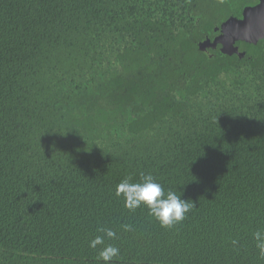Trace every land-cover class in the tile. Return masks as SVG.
Returning <instances> with one entry per match:
<instances>
[{
	"label": "trees",
	"instance_id": "obj_1",
	"mask_svg": "<svg viewBox=\"0 0 264 264\" xmlns=\"http://www.w3.org/2000/svg\"><path fill=\"white\" fill-rule=\"evenodd\" d=\"M258 0H0V264H264V40L202 52ZM194 207L161 227L116 185ZM123 225H129L125 231Z\"/></svg>",
	"mask_w": 264,
	"mask_h": 264
},
{
	"label": "clouds",
	"instance_id": "obj_2",
	"mask_svg": "<svg viewBox=\"0 0 264 264\" xmlns=\"http://www.w3.org/2000/svg\"><path fill=\"white\" fill-rule=\"evenodd\" d=\"M131 177L123 179L116 185L115 195L121 197L124 207L129 211H135L143 206L148 215L152 217L161 227L170 228L180 223L186 214L194 207L189 200L182 199L181 193L169 190L166 194L164 188L158 183L152 174H140L139 182H130ZM125 231L130 230L129 225L122 226ZM97 235L89 242V247L95 249L102 246L98 252L97 259L103 264H112L114 258H119L120 249L112 244H106V240L117 238V233L111 228L100 227ZM255 247L261 258H264V230H257L252 234Z\"/></svg>",
	"mask_w": 264,
	"mask_h": 264
},
{
	"label": "water",
	"instance_id": "obj_3",
	"mask_svg": "<svg viewBox=\"0 0 264 264\" xmlns=\"http://www.w3.org/2000/svg\"><path fill=\"white\" fill-rule=\"evenodd\" d=\"M219 35L213 40L206 38L198 44L200 51L216 49L220 46V52L224 55L245 56V52L239 50L237 42L257 45L264 40V0H259L256 5L246 6L242 10L241 18L229 17L215 28Z\"/></svg>",
	"mask_w": 264,
	"mask_h": 264
},
{
	"label": "flooded vegetation",
	"instance_id": "obj_4",
	"mask_svg": "<svg viewBox=\"0 0 264 264\" xmlns=\"http://www.w3.org/2000/svg\"><path fill=\"white\" fill-rule=\"evenodd\" d=\"M258 2H259V0H258ZM256 4H257V3H256ZM256 4H255V5H256ZM247 6H252V5H247ZM245 7H246V6H245ZM245 7H244V8H245ZM244 8H243V9H244ZM241 14H242V12H241ZM229 17H231V16H229ZM229 17H228V18H229ZM234 17H236V16H234ZM228 18H227V19H228ZM237 18H239V17H237ZM240 18H241V17H240ZM227 19H226V20H227ZM224 21H225V20H224ZM224 21H223V22H224ZM220 25H221V24H220ZM215 32H217V31H215ZM219 33H220V32L218 31V32L216 33V35L212 38V40H213L216 36H218ZM220 48H221V47L218 46V49H219V50H220Z\"/></svg>",
	"mask_w": 264,
	"mask_h": 264
}]
</instances>
